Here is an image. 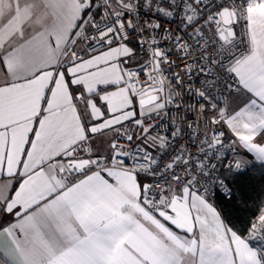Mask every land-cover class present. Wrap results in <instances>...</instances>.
I'll return each instance as SVG.
<instances>
[{
  "label": "snow or ice",
  "instance_id": "snow-or-ice-1",
  "mask_svg": "<svg viewBox=\"0 0 264 264\" xmlns=\"http://www.w3.org/2000/svg\"><path fill=\"white\" fill-rule=\"evenodd\" d=\"M196 48L193 104L169 67ZM193 108L196 155L177 126ZM224 147L264 165V0H0V264H264V208L245 239L209 202L217 183L231 195L213 160L249 163Z\"/></svg>",
  "mask_w": 264,
  "mask_h": 264
},
{
  "label": "built area",
  "instance_id": "built-area-1",
  "mask_svg": "<svg viewBox=\"0 0 264 264\" xmlns=\"http://www.w3.org/2000/svg\"><path fill=\"white\" fill-rule=\"evenodd\" d=\"M151 16H152L151 13H146L143 10H141V12H140V19H141L142 22L144 20L150 19ZM178 23H179L178 20L164 21V24L166 26L170 27L173 30L176 29ZM237 33L240 36H242V30L240 28H237ZM181 35H183V34L181 33ZM210 35L211 34L209 33L208 36H210ZM205 38L207 39L208 37H205ZM138 40H139V33H130L129 40L127 42L134 41L136 43L137 48H138V50L140 52L141 58L145 61V59L147 58L148 54L140 49ZM189 43H192V46L195 47V44L192 41H189ZM162 46L163 47H168L169 45L164 44ZM79 47L83 48V45H80ZM240 47L243 48L244 45H240ZM201 51H203V49L196 48L195 53L191 57H189L188 60L181 59V57L184 55L183 52L177 53L176 51H172L170 53V57H171V59L173 61H175V63L170 65L169 71L177 72L181 76L184 77V84H185L184 100L189 101V102H191L193 104H196L197 98L192 97V96H190L188 94L187 85L189 83H191L194 88H201L203 86V83H204L205 79H209V78L201 75L197 71V69H199V67L201 66V63H202V62H198V63H196L195 68L193 69L192 80H191V82H189L187 76H185V69L182 67V65H184L185 63H187V62H189L191 60H195L199 56ZM204 55L208 56L210 58H215L216 52H215L214 47L211 44L208 45V49H207L206 52H204ZM215 86L216 87L211 90V91H213V94H215V91H216L217 88L219 89L220 92H224V85H223L222 81H216L215 82ZM227 95H228V93L224 92V96H227ZM223 98H224L223 96H219L218 97V99H220V100H223ZM173 114H175V113H173ZM180 115H181L182 118L178 119V121H177V126L180 127L181 130H182V135L179 136V138H178L179 141L190 145V139L191 138L189 136V128H188L189 121L193 122V128L194 129H196L197 126H199L198 130H199L201 136H203L205 131H208L207 129H205V127L202 126L205 117L197 115V111H196L195 108H193V110L191 112H182ZM209 116H210V113H209ZM164 124L168 128V133H164L163 129H160V132H161L162 135H168L173 130L171 122L168 121V120H165ZM213 128L216 129V130H219V131H225L226 135L224 137V140H225V143L227 144L229 142L230 134L227 132L226 127H223L221 125H213ZM176 147H179V145L177 144ZM152 151L155 153L157 150L153 149ZM190 151L194 155H196L197 154L196 146L190 145ZM237 152H238V150H237ZM237 152L231 151L227 147H224V148L220 149V155L222 156V158L224 160H229V161H239V154H237ZM171 155H172V149H169V156H171ZM164 159L167 160L168 157L166 156V157H164ZM212 162L216 163L218 165V171H216L214 174L215 175H219L220 181H223V183L225 185H227V187H228V189H230V191H231V188H230V186L228 184V181H227L225 175L227 173H229V172H235V173H238V174H243L246 171V169H244L243 167H242V169L240 171H230L228 167H224L222 165V162L220 160H213ZM143 182L144 183H149V182H151V178H143ZM220 195L224 196V197H227L229 199L232 196V191H231V195L230 196L226 195V193L223 190V188L219 186V183H217V184H214L212 186V190H211V193H210L208 199H209V201L212 204L216 205L217 198ZM258 240L260 241V243H263L262 239H258Z\"/></svg>",
  "mask_w": 264,
  "mask_h": 264
},
{
  "label": "trees",
  "instance_id": "trees-1",
  "mask_svg": "<svg viewBox=\"0 0 264 264\" xmlns=\"http://www.w3.org/2000/svg\"><path fill=\"white\" fill-rule=\"evenodd\" d=\"M225 177L232 196H218L215 206L226 223L246 238L250 224L257 222L264 208V166L254 163L243 174L229 172Z\"/></svg>",
  "mask_w": 264,
  "mask_h": 264
},
{
  "label": "crops",
  "instance_id": "crops-1",
  "mask_svg": "<svg viewBox=\"0 0 264 264\" xmlns=\"http://www.w3.org/2000/svg\"><path fill=\"white\" fill-rule=\"evenodd\" d=\"M128 46L130 48H133L136 52V61L133 62V64L129 65V67H132V68H135L137 66L138 63L142 64L144 63V60L141 58V55H140V52L137 48V45L134 41H130V42H127ZM227 130V129H226ZM230 134V133H229ZM100 148V154H103V146L100 145L98 146ZM238 153H239V161H242V160H248L249 163L248 164H245V165H242V167L244 169H248L250 168L254 163H257L255 162L254 160V157L251 156V154H248L247 156L244 155L243 153V150L242 149H238ZM259 164V163H257ZM261 165V164H259ZM264 166V165H263ZM143 182V181H142ZM210 202V201H209ZM211 203V202H210ZM212 204V203H211ZM214 205V204H213ZM215 206V205H214ZM216 207V206H215ZM217 208V207H216ZM218 210V208H217ZM219 211V210H218ZM220 213V211H219ZM221 217H222V214L220 213ZM224 223L229 226L226 221L224 220V218L222 217ZM230 227V226H229ZM244 238V237H243ZM245 239H248V237H246ZM260 244V245H259ZM250 246H252L253 248H264V240H263V243H260V241L258 239H254L252 241H250Z\"/></svg>",
  "mask_w": 264,
  "mask_h": 264
}]
</instances>
